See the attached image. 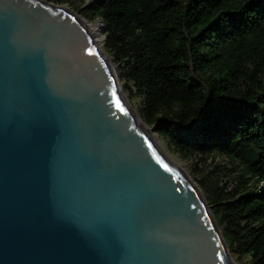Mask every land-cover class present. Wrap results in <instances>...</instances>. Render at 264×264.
<instances>
[{"label": "water", "instance_id": "water-1", "mask_svg": "<svg viewBox=\"0 0 264 264\" xmlns=\"http://www.w3.org/2000/svg\"><path fill=\"white\" fill-rule=\"evenodd\" d=\"M0 264H236L90 30L45 0H0Z\"/></svg>", "mask_w": 264, "mask_h": 264}, {"label": "trees", "instance_id": "trees-1", "mask_svg": "<svg viewBox=\"0 0 264 264\" xmlns=\"http://www.w3.org/2000/svg\"><path fill=\"white\" fill-rule=\"evenodd\" d=\"M64 5L81 0H45ZM102 51L141 122L197 178L230 256L264 264V0H101Z\"/></svg>", "mask_w": 264, "mask_h": 264}, {"label": "rangeland", "instance_id": "rangeland-1", "mask_svg": "<svg viewBox=\"0 0 264 264\" xmlns=\"http://www.w3.org/2000/svg\"><path fill=\"white\" fill-rule=\"evenodd\" d=\"M101 1V0H97ZM93 2L91 0H81V1H76L72 3H66L62 5L64 8L68 9L72 13L76 14L78 18H80L83 22H86L87 24H94L98 23L99 24V39H96L97 46L99 49L102 51V47L105 43V35L103 34V29H104V23L101 20H90L84 17L82 11H84L87 7H89ZM103 52V51H102ZM108 60V59H107ZM109 64L113 67L112 63L108 60ZM114 69V67H113ZM120 85V84H119ZM123 94V92H122ZM124 95V94H123ZM125 97V95H124ZM149 131L154 139V141L157 143L159 148L162 150V152L177 166L179 167L193 182L194 178H197L198 175L201 173L202 170H204L206 167L211 166L215 163H221V159H215V161H210L208 160L206 163V167L199 160V158L196 157H190V158H185L182 157L180 154H178L176 151H174L171 147L168 146V144L157 134L153 133L147 126H145ZM196 184V183H195ZM232 258V257H231ZM232 260L236 264H244V263H239L235 261L233 258Z\"/></svg>", "mask_w": 264, "mask_h": 264}, {"label": "bare ground", "instance_id": "bare-ground-1", "mask_svg": "<svg viewBox=\"0 0 264 264\" xmlns=\"http://www.w3.org/2000/svg\"><path fill=\"white\" fill-rule=\"evenodd\" d=\"M85 26L90 30L91 34L93 35L94 39H99V24L98 23H94V24H87L86 22H84ZM96 41V40H95ZM167 157V156H166Z\"/></svg>", "mask_w": 264, "mask_h": 264}, {"label": "snow or ice", "instance_id": "snow-or-ice-1", "mask_svg": "<svg viewBox=\"0 0 264 264\" xmlns=\"http://www.w3.org/2000/svg\"><path fill=\"white\" fill-rule=\"evenodd\" d=\"M117 107H119V104H117ZM121 110H123V109H121Z\"/></svg>", "mask_w": 264, "mask_h": 264}]
</instances>
